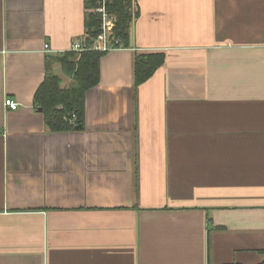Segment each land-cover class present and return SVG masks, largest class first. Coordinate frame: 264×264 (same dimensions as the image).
Returning a JSON list of instances; mask_svg holds the SVG:
<instances>
[{
    "label": "crops",
    "instance_id": "1",
    "mask_svg": "<svg viewBox=\"0 0 264 264\" xmlns=\"http://www.w3.org/2000/svg\"><path fill=\"white\" fill-rule=\"evenodd\" d=\"M132 8L83 127L53 132L34 94L48 74L72 82L57 59L88 8L0 0V264L264 261V0ZM142 54L163 62L136 85Z\"/></svg>",
    "mask_w": 264,
    "mask_h": 264
},
{
    "label": "trees",
    "instance_id": "2",
    "mask_svg": "<svg viewBox=\"0 0 264 264\" xmlns=\"http://www.w3.org/2000/svg\"><path fill=\"white\" fill-rule=\"evenodd\" d=\"M96 0H84L88 9L95 7ZM107 11L116 17L114 39L117 47H129L130 23L137 15L132 0H106ZM85 30L89 37L99 31L100 16L96 12L85 14ZM91 40H89L90 44ZM105 52L85 50L80 53L66 51L58 57L64 72L72 78L66 88L60 87V79L52 74L45 76L34 94L36 108H41L45 123L53 132L77 130L84 123V95L99 82L100 59ZM161 54H142L135 57V84L147 81L162 64ZM74 115V117H72ZM264 254V249L258 250ZM239 264V263H232ZM264 264V261L259 263Z\"/></svg>",
    "mask_w": 264,
    "mask_h": 264
},
{
    "label": "built area",
    "instance_id": "3",
    "mask_svg": "<svg viewBox=\"0 0 264 264\" xmlns=\"http://www.w3.org/2000/svg\"><path fill=\"white\" fill-rule=\"evenodd\" d=\"M93 11L98 13V15L100 16L98 33L94 38H92L90 44L88 35L73 40L69 51H74L76 53H80L85 50L106 52L119 48L115 45L116 41L114 39V18L111 17L106 10V0H96ZM43 48L44 50H48V44H44ZM4 106L7 109L15 110L18 108L19 104L12 98L7 97L4 100ZM72 117H74V115H72ZM0 133H2L1 129Z\"/></svg>",
    "mask_w": 264,
    "mask_h": 264
},
{
    "label": "rangeland",
    "instance_id": "4",
    "mask_svg": "<svg viewBox=\"0 0 264 264\" xmlns=\"http://www.w3.org/2000/svg\"><path fill=\"white\" fill-rule=\"evenodd\" d=\"M95 4H96V1H95ZM107 7L108 6H106V10H107ZM88 12H90V13H92V12H94L93 11V8H90V9H88ZM109 13V15L111 16V17H113L114 18V24H115V22H116V17H115V15L113 14V13H111V12H108ZM98 14V13H97ZM96 36V35H95ZM94 36V37H95ZM94 37H88V39L89 40H92V38H94Z\"/></svg>",
    "mask_w": 264,
    "mask_h": 264
},
{
    "label": "water",
    "instance_id": "5",
    "mask_svg": "<svg viewBox=\"0 0 264 264\" xmlns=\"http://www.w3.org/2000/svg\"><path fill=\"white\" fill-rule=\"evenodd\" d=\"M39 111H41V108H38Z\"/></svg>",
    "mask_w": 264,
    "mask_h": 264
}]
</instances>
